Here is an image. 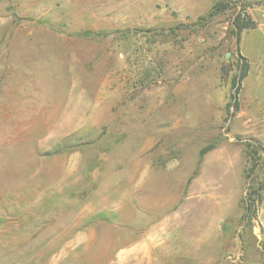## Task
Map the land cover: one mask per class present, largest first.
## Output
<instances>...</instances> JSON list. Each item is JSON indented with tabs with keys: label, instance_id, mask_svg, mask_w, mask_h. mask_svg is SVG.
<instances>
[{
	"label": "rangeland",
	"instance_id": "rangeland-1",
	"mask_svg": "<svg viewBox=\"0 0 264 264\" xmlns=\"http://www.w3.org/2000/svg\"><path fill=\"white\" fill-rule=\"evenodd\" d=\"M220 1L0 0V264H264V0Z\"/></svg>",
	"mask_w": 264,
	"mask_h": 264
},
{
	"label": "trees",
	"instance_id": "trees-1",
	"mask_svg": "<svg viewBox=\"0 0 264 264\" xmlns=\"http://www.w3.org/2000/svg\"><path fill=\"white\" fill-rule=\"evenodd\" d=\"M228 7H229V3L226 2L225 0L217 2L213 6L209 15H211V16L217 15V14L225 11ZM253 26H254V21L251 18H248L246 16H242V13L238 14L237 17L233 21V28L235 30V34L237 35L238 39L240 38V33L244 29L250 28ZM242 60H243V63H242V66L240 68V73L233 77V86L236 88L235 92L232 94V99L234 100L233 106H234L235 111H238L240 108L239 100H238V93H239L240 88H241V80L246 76L247 70H248V63L246 62V58L242 57ZM210 148H212V147L203 148L201 150V155L206 153ZM261 165H263V163H261V157L257 158L254 155L251 156V165L249 168V174L247 175V178L253 177L252 174L255 173ZM258 191L252 192L251 196H252V194L258 196L259 195ZM251 199H250V202H248L247 206H246L247 212L254 211L256 208L255 201L254 200L252 201Z\"/></svg>",
	"mask_w": 264,
	"mask_h": 264
}]
</instances>
